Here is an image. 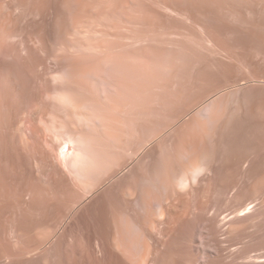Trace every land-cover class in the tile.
Instances as JSON below:
<instances>
[{"label": "rangeland", "instance_id": "obj_1", "mask_svg": "<svg viewBox=\"0 0 264 264\" xmlns=\"http://www.w3.org/2000/svg\"><path fill=\"white\" fill-rule=\"evenodd\" d=\"M129 224L264 264V0H0V264H121Z\"/></svg>", "mask_w": 264, "mask_h": 264}, {"label": "bare ground", "instance_id": "obj_2", "mask_svg": "<svg viewBox=\"0 0 264 264\" xmlns=\"http://www.w3.org/2000/svg\"><path fill=\"white\" fill-rule=\"evenodd\" d=\"M71 96V95H70ZM66 103L70 106V108L72 107L74 110V113L75 112H78L80 115H83L84 113H89V102L87 103V101H82L81 99H74L73 97L70 98L68 95H67V98H66ZM65 103V102H64ZM68 106V107H69ZM92 106V105H91ZM90 106V107H91ZM71 108V109H72ZM95 108V107H94ZM91 110V109H90ZM94 111V110H93ZM92 111V113H94ZM98 111V110H97ZM77 113V114H78ZM91 113V114H92ZM98 113V112H97ZM76 114V113H75ZM88 115V114H87ZM94 115V114H93ZM86 116V115H85ZM90 116V113L89 115ZM92 119V118H91ZM75 141V140H74ZM74 141L71 139L70 142H73ZM68 143V141H67ZM82 146V145H81ZM80 147V146H79ZM75 149V148H74ZM79 150V149H78ZM85 151V149H83ZM72 151L71 150V147L69 148V151L67 153H62L63 156L66 158H71V161L73 162L72 165L74 164L75 167L79 168V169H89L90 167H96V163L95 161H91V159L89 160L88 159V155L86 156L83 152L81 153L79 150L80 153H77L78 151H75L73 153L72 156L69 155V152ZM90 158V157H89ZM70 160V159H69ZM202 166V165H201ZM199 167V166H197ZM204 167V166H203ZM92 170V169H91ZM201 168H197L195 169L194 168V172L192 175H194V177L196 176L195 174L198 175V171L201 172ZM85 171V170H84ZM193 171V170H191ZM198 172V173H197ZM188 173V172H187ZM190 173V172H189ZM187 175V174H186ZM191 175V176H192ZM192 179V178H191ZM196 178H194L195 180ZM190 177L185 176L184 179H183V183H190ZM133 225V224H132ZM135 225V224H134ZM133 225V226H134ZM125 226V225H124ZM131 226L130 224L123 227L122 230H119L120 231V234L122 235L121 237V246H120V251L123 255V259L121 260V264H149L150 263V256H149V253H148V250L149 248L147 247L146 243L141 239L140 235H138V233L136 232L137 229H136V225L133 227ZM118 227V226H117ZM118 231V232H119ZM118 239V238H117ZM120 240V239H119ZM118 242V241H117ZM120 242V241H119ZM188 245V244H187ZM117 247V246H116ZM189 247V246H188ZM188 247H182L180 249V253L174 257H172L173 260H169V261H166V262H154V264H196L195 262V258L192 257V255L189 254V250H188ZM115 249V248H114ZM113 250V249H112ZM116 250V249H115ZM114 250V251H115ZM111 251V250H109ZM117 253V252H116ZM120 254V252H119ZM191 256H189V255ZM110 256V255H109ZM119 257V256H118ZM117 257V258H118ZM113 259V256L111 257ZM125 258V260H124ZM171 259V258H170ZM119 260V259H118ZM120 261V260H119ZM119 264V263H117ZM204 264H213L212 262V259L210 257H206V260H205V263Z\"/></svg>", "mask_w": 264, "mask_h": 264}]
</instances>
